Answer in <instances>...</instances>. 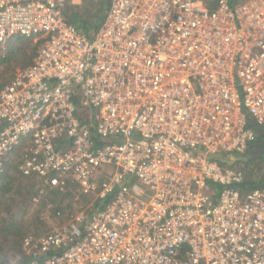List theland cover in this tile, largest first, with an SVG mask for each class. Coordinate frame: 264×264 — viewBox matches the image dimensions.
Here are the masks:
<instances>
[{
  "label": "built area",
  "instance_id": "2783aa9c",
  "mask_svg": "<svg viewBox=\"0 0 264 264\" xmlns=\"http://www.w3.org/2000/svg\"><path fill=\"white\" fill-rule=\"evenodd\" d=\"M82 1L0 0V47L39 45L0 91V176L107 200L27 236L29 264H264V187L238 167L264 128V0H111L92 38Z\"/></svg>",
  "mask_w": 264,
  "mask_h": 264
},
{
  "label": "rangeland",
  "instance_id": "374dc122",
  "mask_svg": "<svg viewBox=\"0 0 264 264\" xmlns=\"http://www.w3.org/2000/svg\"><path fill=\"white\" fill-rule=\"evenodd\" d=\"M84 1L76 5L82 4ZM211 1L213 0H204V4L208 6ZM215 1L217 3L218 0ZM215 8L216 6L210 9ZM34 44V41L23 40L19 42L13 40L9 41L4 47H0V86L4 88L18 71L28 66L29 60H33ZM16 46L22 47L25 54L24 58L11 53L14 49L12 47ZM5 58H8L9 61L2 63ZM16 162L18 161L13 160L10 164V167L16 166V170H11L9 173L15 179L10 187L13 188L11 195L14 196L16 202L11 205L10 211L16 218L15 224H12L17 225V227L16 230H13L12 235H7V232L4 231L6 225H3L0 234V264H22L21 260L25 254L23 240L30 235L39 238L57 230L62 225L64 226L71 214L77 211L80 206V202L75 200L77 196L75 198H71V196L68 198L60 197L55 200L46 197L47 194L41 193L40 188H37L39 184L36 180H30L19 175L17 167L19 165ZM239 162L238 165L242 168L245 178L250 174L256 182L264 180V163L262 161L246 162L244 159ZM0 185H2V182H0ZM28 188L33 189L30 191ZM89 206L92 205L87 203L86 210L91 209ZM59 211L63 212L62 218L57 217ZM7 213L8 211L4 209V218L10 219V215H7Z\"/></svg>",
  "mask_w": 264,
  "mask_h": 264
},
{
  "label": "trees",
  "instance_id": "16d2710c",
  "mask_svg": "<svg viewBox=\"0 0 264 264\" xmlns=\"http://www.w3.org/2000/svg\"><path fill=\"white\" fill-rule=\"evenodd\" d=\"M110 4H111V0H85L82 4H78V5H74V6H70L67 9L66 12V17L67 20L74 25L81 33L87 35L88 37H93L98 30L100 29V27L102 26V24L104 23L107 13L109 11L110 8ZM208 6L210 8L215 7L216 6V1L213 0L210 2V4H208ZM13 40H17L19 42H22L23 40H28V41H32L29 39H25V38H21V37H17V38H13L10 41ZM34 49H33V60H29L28 66L32 65L34 63L35 58L37 57L38 54V50H39V45L38 44H34ZM17 47V49H16ZM12 47V51L11 53L17 54L19 57H25L24 51L22 50V47ZM9 58V57H8ZM8 58H5L2 63H7L9 61ZM25 67V68H27ZM3 86H0V91L2 90ZM260 141L262 140L261 137L259 138ZM246 160V162H253V161H262L264 163V156L261 157L260 159H248V156H246L244 158ZM243 159V160H244ZM16 167V166H15ZM14 166L10 167V165L8 166V170L6 171V173L2 174L0 176V182H2V185H0V234H1V230L3 228V225H6V227L4 228V231L7 232V235H12L13 234V230H16L17 225H14L16 222V218L15 215L12 214L11 210V205L14 204L16 202L14 196H12V191L13 188L10 187V185L13 183V181H15V179H13L11 173H9L11 170H16ZM18 167V166H17ZM238 167L240 169H242L239 165ZM11 168V169H10ZM19 175H21L22 177L23 174L19 171ZM30 180H36V182L40 183L39 180L37 178H29ZM244 190H253L256 188H262L264 187V180H261L259 182H256L253 178L252 175H248V177L246 176L244 182L239 186ZM30 191L33 188H28ZM46 194L48 198H52V200H55L56 198H60V197H76L78 196L81 200V202L83 204H91L93 203V210L97 211L102 209V207L104 206V204L106 203L101 201V200H97L92 196H86V195H81L78 194V192H73L72 190H68L66 193H60L58 191L55 190H50L49 188H46ZM4 209L6 211H8L7 215H10V219H5L4 218ZM14 223V224H12ZM33 258L30 256H27L26 254H24L23 259L21 260L22 264H29V262L32 260Z\"/></svg>",
  "mask_w": 264,
  "mask_h": 264
},
{
  "label": "water",
  "instance_id": "95a60500",
  "mask_svg": "<svg viewBox=\"0 0 264 264\" xmlns=\"http://www.w3.org/2000/svg\"><path fill=\"white\" fill-rule=\"evenodd\" d=\"M251 126L254 127L259 136L261 137L260 143L249 153L248 159L254 160V159H260L264 154V128L256 124L255 121L251 122Z\"/></svg>",
  "mask_w": 264,
  "mask_h": 264
},
{
  "label": "flooded vegetation",
  "instance_id": "af4514ba",
  "mask_svg": "<svg viewBox=\"0 0 264 264\" xmlns=\"http://www.w3.org/2000/svg\"><path fill=\"white\" fill-rule=\"evenodd\" d=\"M263 156H264V154H263ZM263 156H262V157H263Z\"/></svg>",
  "mask_w": 264,
  "mask_h": 264
}]
</instances>
